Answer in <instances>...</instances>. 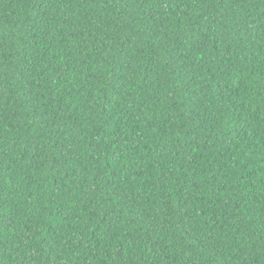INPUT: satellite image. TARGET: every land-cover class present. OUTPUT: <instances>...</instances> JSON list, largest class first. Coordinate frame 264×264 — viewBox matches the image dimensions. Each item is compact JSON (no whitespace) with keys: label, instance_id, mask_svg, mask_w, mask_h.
<instances>
[{"label":"trees","instance_id":"16d2710c","mask_svg":"<svg viewBox=\"0 0 264 264\" xmlns=\"http://www.w3.org/2000/svg\"><path fill=\"white\" fill-rule=\"evenodd\" d=\"M0 264H264V0H0Z\"/></svg>","mask_w":264,"mask_h":264}]
</instances>
